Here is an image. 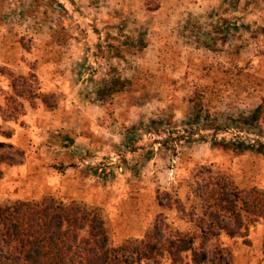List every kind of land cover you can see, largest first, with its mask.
Here are the masks:
<instances>
[{
    "label": "rangeland",
    "instance_id": "rangeland-1",
    "mask_svg": "<svg viewBox=\"0 0 264 264\" xmlns=\"http://www.w3.org/2000/svg\"><path fill=\"white\" fill-rule=\"evenodd\" d=\"M263 31L264 0H0V205L97 208L117 247L197 237L219 181L264 193L262 156L211 143L264 142ZM200 253L183 264H264V220Z\"/></svg>",
    "mask_w": 264,
    "mask_h": 264
},
{
    "label": "trees",
    "instance_id": "trees-1",
    "mask_svg": "<svg viewBox=\"0 0 264 264\" xmlns=\"http://www.w3.org/2000/svg\"><path fill=\"white\" fill-rule=\"evenodd\" d=\"M13 88H16L15 83ZM17 96L21 94L18 92ZM52 97L54 95L42 97L50 110L56 108V103L50 102ZM202 113L203 105L193 102V121L200 122ZM5 133L10 136L9 132L2 131L3 135ZM211 143L213 147L256 153L264 158V142L230 144L223 139H215ZM228 185L219 181L217 187L209 189L201 200L200 215L194 218L192 213L189 216L199 229L197 237L202 259H205L206 242L222 232L231 238L237 237L245 216L253 222L264 220L263 192L252 188L243 198L232 185L231 192L226 191ZM221 217L233 220L237 228L222 224ZM197 237L192 232H178L173 238L163 241L159 226L154 225L142 239L127 240L111 247L104 218L97 208L76 202L67 204L50 195L37 201L0 205V238L3 244L0 264H163L165 256L171 264H183V254L192 248Z\"/></svg>",
    "mask_w": 264,
    "mask_h": 264
}]
</instances>
